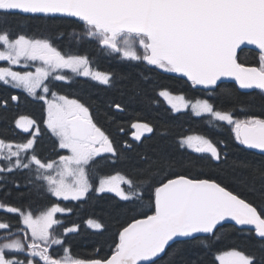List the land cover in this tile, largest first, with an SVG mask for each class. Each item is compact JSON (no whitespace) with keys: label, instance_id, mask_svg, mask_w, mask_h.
Instances as JSON below:
<instances>
[{"label":"snow or ice","instance_id":"6c2138e0","mask_svg":"<svg viewBox=\"0 0 264 264\" xmlns=\"http://www.w3.org/2000/svg\"><path fill=\"white\" fill-rule=\"evenodd\" d=\"M14 11L77 18L78 39L86 37L149 70L154 67L186 78L207 96L191 104L192 112L226 122L239 145L257 151L230 157L224 141L182 136L166 126L160 135L171 137L175 152L158 146L129 155L132 145L118 146L98 122L91 102L59 94L54 82L83 76L115 87L126 81L122 91L130 101L146 95L145 86L152 84L154 91L164 89L156 95L166 97L177 113L189 107L184 95H173L167 85L155 83L143 72L117 80L115 72L93 70L88 55L73 54L55 43L62 33L43 37L14 33L5 26L7 14ZM247 46L256 49L250 62L241 59ZM0 61L7 63L0 66V82L44 102L43 122L59 149L52 156L36 152L40 129L27 116H20L15 125L29 138L14 141L0 134V213L17 217L15 223L0 218V264H264V112L240 118L234 107L218 109L213 95L224 78L264 95V0H0ZM17 65L34 71L13 70ZM64 70L73 75L58 74ZM18 99L0 97V108ZM107 107L123 112L127 105L113 101ZM104 115L114 122V116ZM131 127L137 130L135 141L142 142L145 133L155 131L150 122H133ZM118 130L123 132L122 127ZM185 147L214 165H224L220 178H201L202 163L179 153ZM108 170L113 174H102ZM18 172L24 173L23 181L16 177ZM226 177L241 191L229 190ZM90 191L114 193L119 201L113 210L125 219L110 255L100 256L96 250L80 258L65 246L64 234L55 232L63 224L57 214L71 209L59 203L33 205L47 196L80 200ZM227 222H233V230L245 239L222 233ZM87 223L97 230L105 228L92 219ZM225 239L230 241L229 250L222 251L218 245ZM54 245L62 248L63 255L52 251ZM191 249L206 261L192 259Z\"/></svg>","mask_w":264,"mask_h":264},{"label":"trees","instance_id":"16d2710c","mask_svg":"<svg viewBox=\"0 0 264 264\" xmlns=\"http://www.w3.org/2000/svg\"><path fill=\"white\" fill-rule=\"evenodd\" d=\"M10 27L14 33L23 32L28 34H60L62 37L58 40L61 46L72 47L73 53H84L89 56L92 63L99 69L106 70L108 72H115L117 80L122 77L131 75L137 77L139 73L143 72L144 75L152 78L155 83L167 85L172 91H179L185 93L188 99L196 98L198 90H192L189 88L188 83L181 78H177L168 73H161L160 70L152 68L149 70V66L141 62H119L116 60H123L118 54L110 53L107 50L100 48L93 41L83 40L77 41L76 38H69L67 31L74 26H78L75 20L65 17H44L39 15H24L17 12H11L7 14L6 25ZM79 42V43H77ZM256 52L249 49H244L241 53V59L250 62L254 59ZM126 81L118 83L115 87H105L85 80H77L74 85H60V87L66 89L70 93L76 94L92 103L94 115L99 123L112 134V136L118 142V146L124 142L132 145V151L129 155L135 157L139 153L158 147L165 146L169 151H176V145L171 143V137H162L161 131L166 126H172L174 132L180 133L182 136L189 134H202L207 135L213 141L221 140L227 144V149L230 157L232 156H249L253 155L256 151L246 150L242 145H239L235 141L233 134L230 131V126L226 125V122H218L212 119L209 115L195 116L189 111H183L174 113L166 106L165 101L156 95V91L164 89L153 90V85L148 84L145 86L144 92L146 95L138 97L135 100H129L128 95L122 91L126 86ZM61 88V89H62ZM10 88L0 82V97H10ZM215 104L218 109H228L234 107L238 109L236 115L243 118L246 114H260L264 112V95L260 90L254 89L249 92H243L239 90L232 82H223L220 88L216 90ZM202 98H207L206 93L202 90ZM151 98V100L149 99ZM121 103L127 105V108L123 112H114L108 108L107 105L111 102ZM40 107L36 102L24 97L18 99V103L14 104L9 100L7 108H0V134H3L10 140L20 138L21 134L15 130L14 121L15 116L20 112L26 111L35 115L36 112L41 113ZM239 109H243L240 111ZM107 112L110 116H114V122L108 121L104 113ZM133 120H144L150 122L155 131L142 137L141 141L132 140L129 130V125ZM118 127L123 128V132L118 130ZM16 135V137H14ZM44 139H38L35 148L36 152L41 156H52L56 152V145L50 144L49 141H43ZM179 153L195 161L196 163H202V171L205 176L201 178H220V169L224 165H214L207 160L206 157L202 159L201 156L188 151L186 148L179 149ZM197 171H193V174H197ZM102 174H113L111 170ZM18 179L23 181V172L15 174ZM96 181H94L95 183ZM225 185L229 190L236 189L241 191L238 184L233 183L231 178H225ZM16 195V190L13 189V196ZM119 198L113 193H96L90 191L86 197L80 200L69 199L67 201L58 199L56 197L47 196L43 200H37L33 205L34 208H43L50 206L51 204L59 203L61 207L65 209H71V212L58 213L56 218L62 220L63 224L55 227L56 233H63L64 229H67L73 225H77V231L67 233L63 235V239L66 241L65 246L70 245L72 254L79 255L80 258H86L85 254L94 253L99 250L100 256H108L111 254V248L114 247L113 241L116 239L117 229L121 223L124 222V217H117L114 212V206L118 203ZM15 202V201H14ZM0 218L9 219L13 223L16 222V216H9L5 213H0ZM89 219L101 222L105 225L103 230H93L86 226V221ZM222 233H231L232 236L239 240L245 239L244 236L239 234V230H233L232 224L226 223L224 227L220 229ZM229 239L223 240L219 245L220 250H229ZM52 251L56 254L63 255L62 248L60 246H53ZM188 255L192 259H201L206 261L200 252L196 249L188 251ZM218 264V262H217Z\"/></svg>","mask_w":264,"mask_h":264},{"label":"flooded vegetation","instance_id":"af4514ba","mask_svg":"<svg viewBox=\"0 0 264 264\" xmlns=\"http://www.w3.org/2000/svg\"><path fill=\"white\" fill-rule=\"evenodd\" d=\"M73 20H75V19H73ZM75 21H76V23L78 24V26L71 27V28L67 31L68 37H69V38H76L77 41H79V42H81V41H83V40L89 41V39L86 38V37H82V36H81L79 39L77 38V36L80 34V31H81V23L78 22V20H75ZM25 34H28V33H25ZM28 35H30V36H35V37H43V36H47V35H50V34H48V33H42V34H28ZM79 42H77V43H79ZM55 43H56V44H57L62 50L67 49V50L72 51V49H71L72 47H70L69 45H68V46H66V45L61 46L58 40H56ZM73 54H84V53H73ZM90 60H91V59H90ZM91 61H92V60H91ZM116 61H119V62H124V61H126V62H128V60H116ZM129 62L135 63L136 61H129ZM91 67H92L93 70L106 71V70H103V69H99V68H97L93 63L91 64ZM107 72H108V71H107ZM58 74L73 75V74H71L70 70H64L63 73H58ZM173 76H176L177 78H180V77L177 76V75H173ZM181 79H183V78H181ZM77 80H85V81H89V82H92V83H95V84H98V85H101V86H105V85L99 83L98 81H94L91 77L75 76L74 79L71 80V81H67V80H66V81H55V82H54V85H53L54 90H56L59 94H68V95H70V97L81 98V97H79L78 95L73 94V93H70L69 91H66V89L64 90V88L60 87V85H68V86L74 85V84L76 83ZM184 80H185V79H184ZM186 82H187V81H186ZM187 83H188V86H189L190 89H192V90H198V91H199L198 93H196V96H197V97L194 98V99H192V100H195L194 103L196 102L197 99H203V98L201 97V96H202V89H201L200 87L193 88V87L190 86V83H189V82H187ZM105 87H108V86H105ZM8 88H10V90H11V92H10V96H11V95H16V96H18V97H20V98H21V97H22V98L24 97V99H26V100L29 99V100H31V101H33V102H36V103L40 106V107H38V108H40L39 110L41 111V113L36 112L35 115H33V114H31V113H28V112H26V111H23V112H20V114H18V115L15 116V120L18 119L20 116H27V117H30L31 119L35 120V121H36V125H37V126L39 127V129H40V135L37 137V141H38V139H44V140H43L44 142H47V140H48L50 144H55L56 147H57V142H56V140H55L54 137L51 135L50 131L47 130L46 125H45L44 122H43V121L45 120V118H46V112H45V107H46V106H45L44 102H43V101H40V100H38V99H36V98H34V97L29 96V95H28L27 93H25L23 90H17V89H14V88H12V87H8ZM61 88H62V89H61ZM167 90H169L173 95H184V97H185V93H183V92L172 91V90H170V89H167ZM11 102L14 103V104H17V103H18V100H17V101H11ZM169 105H170V104H169ZM170 106H171V105H170ZM188 108H189V107H188ZM188 108H181L180 111H184V110H186V109H188ZM137 121H139V122H146V121H144V120H133V121L130 123V125H129V130H130V131H133V132H134V131H137L136 129H133V128L131 127V124H132L133 122H137ZM14 128H15L16 131H18V132L21 134L20 139H19V138H16L15 140H18V141H24V140H26L27 138H29V133H26V132L23 131V129L18 128V127L15 125V121H14ZM29 131H30V132H34V131H35V127H33L32 129H30ZM204 136L208 137L207 135H204ZM14 137H16V135H14ZM130 137H131L132 140H134L132 134H130ZM208 138H209V137H208ZM198 155L201 156L200 154H198Z\"/></svg>","mask_w":264,"mask_h":264},{"label":"water","instance_id":"95a60500","mask_svg":"<svg viewBox=\"0 0 264 264\" xmlns=\"http://www.w3.org/2000/svg\"><path fill=\"white\" fill-rule=\"evenodd\" d=\"M26 14V13H25ZM245 48H251V49H255V46H247ZM256 50V49H255ZM224 82H234L231 78H224ZM235 83V82H234ZM237 85V84H236ZM238 86V85H237ZM239 88V86H238ZM240 89V88H239ZM242 91H249L248 89H240ZM257 151V150H256ZM227 223H233V222H227ZM244 228H250L251 226H241Z\"/></svg>","mask_w":264,"mask_h":264},{"label":"rangeland","instance_id":"374dc122","mask_svg":"<svg viewBox=\"0 0 264 264\" xmlns=\"http://www.w3.org/2000/svg\"><path fill=\"white\" fill-rule=\"evenodd\" d=\"M114 194V193H113Z\"/></svg>","mask_w":264,"mask_h":264}]
</instances>
